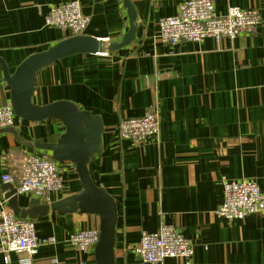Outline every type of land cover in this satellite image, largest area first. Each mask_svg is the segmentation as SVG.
Instances as JSON below:
<instances>
[{
    "label": "crops",
    "instance_id": "1",
    "mask_svg": "<svg viewBox=\"0 0 264 264\" xmlns=\"http://www.w3.org/2000/svg\"><path fill=\"white\" fill-rule=\"evenodd\" d=\"M68 1L0 0V56L10 74L28 56L70 36L47 24L50 7ZM78 1L89 16L84 35L121 41L130 28L123 0ZM130 1L138 26L131 45L116 53L71 55L41 69L33 102L71 100L102 117L103 152L88 167L118 204L116 264H264V214L229 221L216 213L224 179L255 180L264 193V0H214L218 14L230 6L259 7L256 34L174 46L159 39V21L173 16L183 0ZM7 102L10 86L0 66V105ZM150 106L159 113V137L139 146L121 139L119 122L141 117ZM64 131L57 119L21 118L0 131V207L3 199L8 204L3 175L11 174L15 187L27 155L51 154L36 143H54ZM59 163L65 187L52 203L83 191L74 164ZM33 198L20 193L19 208ZM34 221L38 252H0V264H97L94 250L76 249L69 236L99 226L98 215L50 211ZM162 224L179 226L194 242L192 257L137 259L130 248Z\"/></svg>",
    "mask_w": 264,
    "mask_h": 264
},
{
    "label": "built area",
    "instance_id": "2",
    "mask_svg": "<svg viewBox=\"0 0 264 264\" xmlns=\"http://www.w3.org/2000/svg\"><path fill=\"white\" fill-rule=\"evenodd\" d=\"M173 16L159 21V39L166 44L202 41L213 38L220 43L226 38L256 34L262 24L259 7L230 6L225 14H218L214 0H183ZM47 24L70 35L84 34L89 16L83 13L78 0L50 7ZM19 118V117H18ZM17 117L11 102L0 105V131L13 127ZM121 139L132 145H141L160 134L157 108L150 106L141 117L124 118L117 126ZM22 175L15 186L17 194L29 193L40 201L52 204L65 187L60 163L49 156L29 154L22 163ZM5 182L14 183V177L3 175ZM223 203L216 213L229 221L245 219L249 214H264V193L252 179L223 180ZM0 207V252L24 253L33 256L42 243L36 234V222L17 216L3 199ZM99 226L78 228L69 236L70 244L82 252H90L100 240ZM140 241L130 248L137 259L146 263H160L166 258L192 257L194 242L183 235L179 226L162 224L155 232H144ZM51 241H55L52 239Z\"/></svg>",
    "mask_w": 264,
    "mask_h": 264
},
{
    "label": "water",
    "instance_id": "3",
    "mask_svg": "<svg viewBox=\"0 0 264 264\" xmlns=\"http://www.w3.org/2000/svg\"><path fill=\"white\" fill-rule=\"evenodd\" d=\"M123 6L127 9L130 28L119 42L101 41L88 34L70 35L52 44L48 49L28 56L19 63L13 74H10L8 64L0 56L3 78L10 86V99L15 116L32 122L57 119L63 123L65 131L54 143L37 142L35 147L50 152L49 157L52 160L73 163L83 185V191L72 197L52 204L33 198L28 208L20 209L17 204V189L6 182L3 187L8 204L17 216L32 220L50 211L60 213L78 211L98 215L100 240L94 249L97 264H116L114 249L118 222L117 202L108 190L96 185L88 167L89 162L103 152L102 141L105 133L103 119L100 115L81 109L71 100L40 105L34 103L32 98L36 90L37 73L55 61L76 54L116 53L131 45L136 39L138 29L137 12L130 0H123Z\"/></svg>",
    "mask_w": 264,
    "mask_h": 264
}]
</instances>
